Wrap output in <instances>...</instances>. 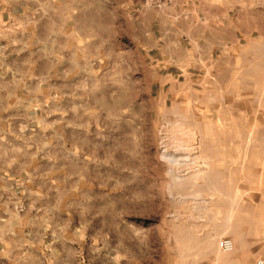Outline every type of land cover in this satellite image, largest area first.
<instances>
[{
    "label": "rangeland",
    "instance_id": "obj_1",
    "mask_svg": "<svg viewBox=\"0 0 264 264\" xmlns=\"http://www.w3.org/2000/svg\"><path fill=\"white\" fill-rule=\"evenodd\" d=\"M188 1L180 28L216 19L221 43L187 41L159 81H127L125 106L106 98L77 158L64 157L53 186L44 178L53 208L25 264H204L208 236L264 230V0Z\"/></svg>",
    "mask_w": 264,
    "mask_h": 264
},
{
    "label": "crops",
    "instance_id": "obj_2",
    "mask_svg": "<svg viewBox=\"0 0 264 264\" xmlns=\"http://www.w3.org/2000/svg\"><path fill=\"white\" fill-rule=\"evenodd\" d=\"M187 3L168 0L155 8L145 0H0V264L38 259L41 212L53 208L43 194L44 178L53 186L63 176L64 157L77 158L79 130L105 111L106 98H122L125 106L127 81H142L144 74L159 81L160 70L173 71L166 70L169 60L182 65L187 41L205 47L214 33V47L221 43L216 19L201 30L180 28ZM52 151L54 168L48 169ZM259 227L245 224L241 233L232 232L235 247L226 253L208 236L202 261H264Z\"/></svg>",
    "mask_w": 264,
    "mask_h": 264
},
{
    "label": "built area",
    "instance_id": "obj_3",
    "mask_svg": "<svg viewBox=\"0 0 264 264\" xmlns=\"http://www.w3.org/2000/svg\"><path fill=\"white\" fill-rule=\"evenodd\" d=\"M160 2L161 0H145V3L150 5H159ZM217 246L221 252L226 253L232 251L235 247V244L231 238L223 237L217 241ZM263 263H264L263 260H258L256 264H263Z\"/></svg>",
    "mask_w": 264,
    "mask_h": 264
},
{
    "label": "bare ground",
    "instance_id": "obj_4",
    "mask_svg": "<svg viewBox=\"0 0 264 264\" xmlns=\"http://www.w3.org/2000/svg\"><path fill=\"white\" fill-rule=\"evenodd\" d=\"M170 160H173V162H174V158H170Z\"/></svg>",
    "mask_w": 264,
    "mask_h": 264
}]
</instances>
